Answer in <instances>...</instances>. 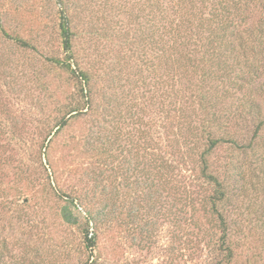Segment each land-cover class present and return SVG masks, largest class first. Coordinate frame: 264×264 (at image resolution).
<instances>
[{"label":"rangeland","instance_id":"374dc122","mask_svg":"<svg viewBox=\"0 0 264 264\" xmlns=\"http://www.w3.org/2000/svg\"><path fill=\"white\" fill-rule=\"evenodd\" d=\"M180 1L0 0V264L209 262L216 254L215 237H199L194 225L174 224L172 219L187 218L191 211L173 201L171 184L153 186L150 168L158 154L154 153V142L164 140L158 138L166 125L161 115H172L173 105L190 100L194 92L204 93L215 103L219 120L227 124L224 129L235 139L209 158L212 169L226 179L232 196L223 213L239 221L231 227L230 244L237 256L241 255L233 264H247L245 256L253 253L260 258L253 264H264V123H259L264 117V101H260L259 112L247 106L256 98L252 85H247L249 79L257 81L259 76V81L264 82V44L259 48L254 44L246 57L240 55L234 64L228 53H233L235 44L214 35L215 21L201 14L204 0ZM259 2L248 6L247 16L242 17L245 27L264 29V7ZM63 20H67L72 33L71 54L62 44ZM197 22L211 31L201 35L215 41L221 73L218 78L217 67L202 83L203 88H198L199 78L192 80L195 85L191 88H185L189 85L187 79H170V69L165 70V62L161 61L171 57L162 54V49H168L165 43L177 31L186 33L187 41H194L190 28ZM18 38L29 45L20 46ZM69 57L72 68L90 75L93 109L82 110L48 143L43 138L53 117L68 108L77 91L79 79L73 81L66 66ZM56 60H63L64 67ZM249 63L251 67L247 68ZM172 90L179 92L176 98ZM113 106H118L120 112ZM129 109L133 115L128 114ZM168 121H172L171 117ZM141 132L150 142L145 150ZM94 135L105 143L107 156L99 158L91 153L92 147H101ZM132 144L140 149L145 168L137 163L140 159L134 152L122 153L123 147L131 149ZM184 154L183 160L176 154L177 161L173 162L174 172L186 176L183 184L188 185V191H183L182 197L195 193L200 183L191 181L190 171L194 167L190 161L197 159L198 153ZM124 156L130 164L124 163ZM136 164L139 167L133 169ZM45 168L53 172L54 178ZM240 177L235 184H242V190L233 182ZM49 181L52 187L46 184ZM69 196L76 197L70 212L77 222L72 224L60 216L61 206ZM197 205L194 204L196 210ZM85 207L99 211L105 221L99 228L93 224L89 228L97 230L100 256L95 263L87 260L82 246ZM134 209L140 214L132 220L128 214ZM197 216L193 221L208 228L201 211ZM243 219L258 229L251 234L238 232ZM187 230L193 233L191 238L198 250L187 246ZM248 240L250 246L245 244Z\"/></svg>","mask_w":264,"mask_h":264},{"label":"trees","instance_id":"16d2710c","mask_svg":"<svg viewBox=\"0 0 264 264\" xmlns=\"http://www.w3.org/2000/svg\"><path fill=\"white\" fill-rule=\"evenodd\" d=\"M255 1L256 0H204V5L200 7L201 14L209 15L212 18L210 20L212 23L213 21H215L214 29L212 30L214 32V35H216L219 39L224 36L226 39H229V42H234L235 45L233 46V53H228L229 56L232 55V61L235 62L234 64L239 62L240 55L243 56L245 54L246 57L248 49L252 48L254 44H258V48L264 44V29L261 27L262 30H256V28L253 26L245 27L242 21V17L246 15V10L249 9L248 6L253 4ZM190 2L193 3V0H190ZM258 5L263 8L264 0H260ZM60 26L63 38L62 44L66 52L71 54L72 33L67 20H63ZM190 29L192 34L194 33L195 38L194 41L192 40L191 42L186 40V33L184 35L180 34L179 31H177V33H171L172 38L165 43V45H168V49H162L161 47L163 51L162 54H169V57L171 58L165 59L164 61H161V63L165 62V70L170 69V73L172 76V78L170 77V79L173 82H180L183 79H187L186 81L189 83H187L186 81L185 83L189 85L185 88H191V85H195L194 83H192V80L195 78H199V82L197 84L198 88H203L202 83L207 80L209 76L211 77V72L217 67H220L218 70V78H220V69L222 67L220 62L221 56L215 57V55L217 54L216 52H214L215 41L210 37H207L205 39L201 35L203 32L207 33L211 31H206V29H203L202 24L199 22L195 23V26H191ZM171 30L172 28L169 29V32ZM259 39L261 40L258 41ZM18 42L20 46L29 45V43L21 38H18ZM162 44H164V41ZM189 45L194 46L193 48H190ZM222 50L225 51V49ZM200 54L201 56L197 58V55ZM70 59L71 57H69L66 66L73 76L71 78H74L73 81L79 79L76 84L77 91L73 98V102L70 103L68 108L60 115L53 117V120L48 127L47 134L43 138V141L46 142L47 140L48 143L53 142L54 138L65 127L69 125L73 117H76L78 114H82V110L87 109L88 111H86L90 112L93 109V101L91 99L90 88V75L85 71H76L74 68H72L70 65ZM55 62L61 68L64 67L63 60H56ZM227 66L229 67V65ZM246 67L250 68V63L246 65ZM259 80L260 77L258 76L257 81H250L249 79L250 82H247L248 86L252 85L251 87L254 88L252 92L258 100L256 101V98L249 100L250 103L247 104V106L257 109L258 112L260 101H264V82ZM251 82L254 84H252ZM172 92V94L176 98L178 91L172 90ZM197 93L194 92L189 96L190 100L183 101L182 103H180V105L178 104V102L175 103L171 109L174 112L172 115L169 116V113L161 115L164 116L166 125L163 128V130H165L163 135H161L162 133H160L158 137L159 139H164L162 140L163 142L155 141L153 145L155 146L157 144L154 153H158L153 159V165L150 167L153 168V186L160 188L171 184L170 192L172 194L173 201L181 202L183 207L190 209V218L181 217L178 220L172 219L174 224L179 226L181 224H186L188 226L194 225L197 228V235L199 237H202L204 234H209L210 237H215L214 247L216 254H212V256L209 258L210 261L205 262V264H233L236 260L238 261L241 255L237 256L233 246L230 244V238L232 237L231 227L234 224H237L239 221L230 220L228 219L227 215L223 213L225 208L229 204H231L230 201L232 199V196H229V185L226 182V179H223L219 175V173L215 172L212 169L209 158L212 153H215L217 149L220 148L223 144L233 143L235 142V139L234 137L232 138L230 133H228L224 129L227 128V124L223 122V120H219V118L221 117L218 118V115L215 111V103L211 99L209 101V98L204 93ZM187 103L189 106L187 105ZM90 108L91 110H89ZM112 109L118 110V112H120L118 106H113ZM139 109L141 110V108ZM127 112L128 114L133 115L130 109L127 110ZM170 117L172 121H168ZM226 120H228L229 123L230 120ZM1 122L3 121H0V123ZM130 122L134 123L135 120H130ZM259 123H264V117H261ZM168 126H170L169 129H167ZM256 128L258 129L259 127ZM221 132H223V135H219ZM128 134L129 133L127 132L126 135ZM146 137L147 134L145 135V132H141L140 138L142 139V141H144V143H142L145 144V146L143 147L144 150L148 148V146H150V142L145 139ZM94 138H96V141L101 145V147H92L91 153H96L99 158L107 156V149L104 146L105 143L98 141L99 139H101V137H96L94 135ZM30 141V143H32V139ZM45 142H42L41 148L45 147ZM48 143L46 144V148H49ZM76 143L79 144L80 141H76ZM130 147L131 149L127 150H125V148L123 147L121 150L122 153L132 154L131 152H134L133 155L137 156V159H140V161H137V163H141L142 158L140 156V149H137L134 144H132ZM142 152L144 153V151ZM184 153H198L197 159L193 158L190 161H193L194 165V167L190 168V171L193 174L191 181H200V183L198 186L196 185L195 193L190 192L191 195L182 197L184 196L183 191H188L186 189V186L188 185L183 184L184 180H186V176H180L179 173L174 172L176 167L174 166L173 162L177 161L176 159H174L176 154L179 155V158H181V160H183L185 157ZM48 154L49 151L48 153H46L47 157ZM124 163L130 164V160L127 156H124ZM144 166L145 165H143V167ZM137 167H139L138 164H136V167L134 165L132 168L135 169ZM129 169L130 168H127V170ZM45 172H47L46 168ZM47 174L49 177L52 176L54 178L53 172L50 171V173L47 172ZM238 176L239 175H234V177ZM179 177H181V181ZM126 180H128V175L126 176ZM234 180L233 182L235 188L244 187L242 184H235L241 181V177L239 179L234 178ZM52 181L54 183V180ZM46 184L52 187L51 181ZM55 191L56 193H59V190L55 189ZM58 195L61 196L60 193ZM75 198L76 197L69 196L67 199H65V203L61 206L60 216L66 223L72 224L77 222L70 212V206L73 205ZM80 202L84 203L86 202V199H82ZM195 203L198 204L197 206H199L197 210L194 207ZM85 208L86 218L83 222V228L85 231L83 233L84 237L82 246L83 251L87 255V260L92 259L90 262H93L94 260L95 263L100 256V250L98 248L99 245L97 240V230L96 232H93L92 230L89 231V228L91 227L90 224H93L96 228H99V226L105 221L102 219V217H100L99 211L89 209L88 207ZM235 208L239 209L238 206H236ZM245 209L247 210L246 213L251 214V211H249L250 208L245 207ZM198 211H201V213L207 218L209 224L208 228L199 226L197 224L198 220L193 221L194 219H198ZM138 214H140V211L134 209L131 213L128 214V216H130L132 220H135L139 217ZM243 220L245 222H242V228L238 227V232L251 234L254 233L253 229H258L257 226L252 225V222L250 220ZM262 226H264V224ZM200 227L205 230L203 231ZM186 234L187 236L184 240L187 243V246L193 251L198 250V247L196 246V244H193V240L191 238L193 233L190 230H187ZM256 236H259V233H257ZM245 238H247V236ZM253 243H256L255 239L253 240ZM245 244L250 246V241L248 240V242H246ZM259 259V256L253 253L249 257L245 256L244 260L247 264H253ZM3 264H5V262Z\"/></svg>","mask_w":264,"mask_h":264}]
</instances>
